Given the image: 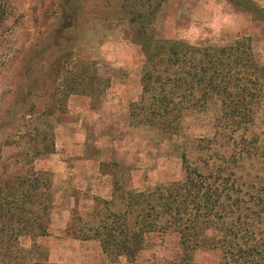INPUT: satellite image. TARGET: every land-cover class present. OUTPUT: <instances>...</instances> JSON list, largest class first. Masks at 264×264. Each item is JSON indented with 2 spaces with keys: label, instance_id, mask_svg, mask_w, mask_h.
Returning <instances> with one entry per match:
<instances>
[{
  "label": "rangeland",
  "instance_id": "374dc122",
  "mask_svg": "<svg viewBox=\"0 0 264 264\" xmlns=\"http://www.w3.org/2000/svg\"><path fill=\"white\" fill-rule=\"evenodd\" d=\"M258 1L264 6V0ZM52 2L14 0L0 35V106L29 74L18 97L32 111L25 120L18 118L0 129V178L28 167L49 171L53 194L48 234L20 236L18 245L29 251L12 248L14 256L6 258L0 252V264H177L183 250L172 228L150 232L133 261L123 256L110 261L97 240L75 238L66 231L70 222L79 227L88 221L87 213L96 209L94 197L111 198L115 179L125 189H144L182 180L189 166L211 181L227 179L243 213L264 215V84L253 120L233 134L221 123L216 95L206 104L182 110L173 135L137 124L139 115H130V109L140 101L145 58L128 35L122 7L126 1L72 0L71 26L60 38ZM153 32L198 45H223L245 37L264 70V22L230 1L166 0L155 15ZM58 56L61 72L52 64ZM83 58L90 71L96 68L108 81L94 103L79 93L75 82L69 91L60 85L63 75H76ZM41 102L55 104L53 114H40ZM44 131L53 150L25 163L24 152L42 147ZM253 228L260 236L264 219H256ZM210 231L212 227L206 233ZM219 258L218 251L206 246L192 251L196 263L214 264Z\"/></svg>",
  "mask_w": 264,
  "mask_h": 264
},
{
  "label": "trees",
  "instance_id": "16d2710c",
  "mask_svg": "<svg viewBox=\"0 0 264 264\" xmlns=\"http://www.w3.org/2000/svg\"><path fill=\"white\" fill-rule=\"evenodd\" d=\"M52 1L58 18L56 35L60 38L63 30L66 32L71 26L69 2L72 0ZM125 1L122 7L127 12L128 35L140 45L145 58L140 101L130 109V115H139L137 124L173 135L180 126L182 110L206 104L214 95L220 100L221 123L231 134L253 120L263 90L264 70L247 38L223 45H198L157 37L153 32L154 19L166 0ZM227 1L247 8L254 19L264 22V6L258 0ZM13 4L14 0H0V35ZM60 59L58 56L52 62L58 72L62 70ZM29 81L27 74L0 106V129L31 114L18 97L21 85L27 86ZM73 82L79 93L91 97L92 102L100 100L103 87L108 84L96 68L90 71L84 58L76 75L73 78L63 75L60 85L69 91L75 88ZM38 106L40 114L50 115L55 104L41 102ZM43 123L48 126V122ZM46 133L41 138V148L34 147L22 154L25 163L42 151L53 150V142L47 140ZM181 157L185 162V156ZM103 166L106 164L102 163ZM117 166L114 164V168ZM186 170L182 180L144 189H125L115 179L111 198L94 197L96 209L87 213L88 221H82L79 227L70 222L66 231L75 238L97 240L110 261L122 256L128 261L135 260L147 245L150 232L172 228L178 233L183 250L177 264H206L192 259V251L201 245L219 252V261L214 264H264V229L257 236L259 233L253 228L256 219H264V215L243 213L240 203L233 200L234 190L228 186L227 179L211 181L207 174L189 166ZM5 175L0 178V252L6 258L14 256L12 248L29 251L18 245L20 236L48 234L53 194L49 171L28 167ZM210 227L212 231L206 233Z\"/></svg>",
  "mask_w": 264,
  "mask_h": 264
}]
</instances>
